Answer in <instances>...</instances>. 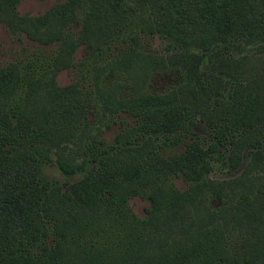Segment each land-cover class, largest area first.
Here are the masks:
<instances>
[{"label": "trees", "instance_id": "1", "mask_svg": "<svg viewBox=\"0 0 264 264\" xmlns=\"http://www.w3.org/2000/svg\"><path fill=\"white\" fill-rule=\"evenodd\" d=\"M18 1L0 0V22L11 33L58 45L60 57L36 80L20 62L0 67V264H264V208L228 198L214 208L211 199H223L226 189L206 178V151L187 136L193 116L208 105L201 108L203 92L207 101L215 92L214 86L201 92L193 86L195 51L233 33L264 45V0H56L35 16L19 14ZM157 34L185 50L163 60L149 47ZM108 43L122 53L98 62ZM81 45L83 74L94 73V102L60 98L67 88L54 81ZM241 62L226 64L236 69ZM168 65L182 71L179 87L188 102L176 99L174 87L147 90L153 73ZM109 72L120 75L118 85L131 82L127 99L143 114L141 124L131 140L97 141L94 150L89 144L73 156L63 146L69 135H54V128L74 113L86 118L84 104L98 117L114 103L99 86ZM241 90L224 102L229 112L223 119L251 125L238 136L239 149L251 135L264 136V70ZM79 133L81 140L99 132L88 122ZM33 139L52 149L66 180L45 176L28 148ZM249 155L250 166L264 158L257 147ZM176 177L183 188L173 183ZM135 196L148 203L143 216L129 205ZM225 217L246 233L237 252L228 249Z\"/></svg>", "mask_w": 264, "mask_h": 264}, {"label": "rangeland", "instance_id": "2", "mask_svg": "<svg viewBox=\"0 0 264 264\" xmlns=\"http://www.w3.org/2000/svg\"><path fill=\"white\" fill-rule=\"evenodd\" d=\"M56 0H19L16 5V11L19 14L35 16L50 6ZM74 25L72 26V28ZM79 28H77L78 30ZM11 33L8 28L0 22V67L8 63H18L27 65L23 67L30 76V79L36 80L43 78L42 74L49 73L57 58L60 57L58 45L51 46L45 42H38L28 38L22 32L14 31ZM234 33L226 40L220 42L216 47L211 46L208 50L195 51L200 55L197 63L193 86L200 92L202 88L214 86L215 91L207 101L206 95L202 94V105H205L201 114H195L192 118V125L188 127V140L195 142L206 151L205 160L208 163L206 178L219 182L227 195L223 199H211V205L214 208H220L228 203L227 198L237 200H248L252 205H260L264 208V158L255 165L248 164L250 159L249 152L254 151L255 147L262 152L264 156V136H258L256 133L251 135V142L239 149L238 136L251 130V125H239L233 123L226 125L224 118L229 110L225 101H230L235 94H239L243 87L252 86L261 70H264V45L256 40L246 38L244 33ZM246 39L248 41H246ZM142 44V43H141ZM109 49L103 47L100 60L115 59L119 56L121 50L114 48L109 44ZM82 45L76 47L72 53L70 66L57 72L54 77L56 86L67 88L60 98L77 99L78 103L85 99L94 102V73L89 71L83 74L80 61L82 59ZM149 47L151 52L163 56V60L171 57L175 59V54L183 52L184 46L174 39H165L162 35H154L150 39ZM242 61L238 68L227 66L226 61ZM83 74V75H82ZM48 76V75H47ZM83 76V77H81ZM121 80L120 75L108 73L107 77L100 80V90L105 91V96L113 100V104L107 109L102 110L98 117H94V110L91 104H84L86 118L78 113L68 118H62L54 128V135L63 131L69 135L71 141H64L63 146L68 145L72 149L66 148L73 156L84 152L87 145L94 150L96 142L102 144H111L114 137L121 140H131L132 134L136 131V126L141 124L143 114L134 108L128 96L131 95V82H125L118 85ZM182 71L175 66L168 65L164 69L155 71L148 80L147 90L149 92H165L174 87V94L179 102L189 101L187 90L179 87L182 82ZM69 87V88H68ZM218 90V91H217ZM85 95V96H84ZM216 103V104H215ZM87 108V109H86ZM200 108V109H201ZM225 114V115H224ZM90 122L91 125L98 127V135L88 138L77 139L80 131ZM221 124V125H219ZM245 129H249L248 131ZM34 138V137H33ZM75 142V144H71ZM232 142L236 147L232 145ZM255 146V147H253ZM28 148L31 154L40 162V166L47 178H54L58 181L66 180L55 165V155L52 149L47 150L45 144L33 139L29 142ZM182 147L175 149L165 148L164 152L178 151ZM151 147L148 152H154ZM127 157L124 152V158ZM77 176L74 177L77 178ZM173 183L179 188L184 187V183L179 178H174ZM256 193V201H253L252 194ZM129 205L137 216H143L148 203L140 197L129 199ZM221 228L227 231V246L229 251L237 252L240 244L245 238V231L235 223V219L225 217L221 221Z\"/></svg>", "mask_w": 264, "mask_h": 264}]
</instances>
